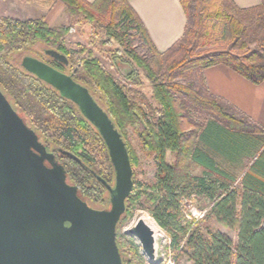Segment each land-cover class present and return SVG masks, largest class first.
Masks as SVG:
<instances>
[{"label":"trees","instance_id":"obj_1","mask_svg":"<svg viewBox=\"0 0 264 264\" xmlns=\"http://www.w3.org/2000/svg\"><path fill=\"white\" fill-rule=\"evenodd\" d=\"M54 1L46 0L45 5ZM59 1L73 23L50 26L42 17L0 16V88L49 149L51 144L55 154H60L56 151L60 148L77 156L79 161L62 155L67 160L62 166L67 182L92 207L105 202L107 189L91 171L114 185L103 139L72 101L25 71L13 56L43 59L44 49L56 50L68 63L53 58L48 63L87 87L108 114L126 145L133 171L132 190L116 226L122 264H135L136 257L120 244V227L133 209L143 206L169 233L172 247L192 264H264V129L211 94L203 77L205 68L224 64L254 84L264 81V32L253 48L247 41L253 23L264 26V0L247 8L232 0H180L186 17L184 32L163 52L156 50L128 0ZM79 22L98 26L94 42L115 41L123 47L125 55L115 54L112 59L126 64L127 82H118L86 45L68 47L66 36ZM97 28L103 29L104 38ZM185 76L193 79L178 81ZM142 77L149 82L148 99L136 88L127 89V84L140 86ZM128 126L155 161L152 184L135 178L137 158ZM167 152L173 161L166 160ZM217 156L225 159L228 168ZM193 166L201 168L200 174H193ZM191 195L209 206L208 217L236 232L235 242L220 230L183 223L180 204Z\"/></svg>","mask_w":264,"mask_h":264},{"label":"water","instance_id":"obj_2","mask_svg":"<svg viewBox=\"0 0 264 264\" xmlns=\"http://www.w3.org/2000/svg\"><path fill=\"white\" fill-rule=\"evenodd\" d=\"M45 54L67 64L54 49ZM20 66L72 101L91 122L108 151L114 185L91 171L110 195V207L94 208L67 182L37 134L12 108L0 90V264H122L116 226L133 186L126 145L108 114L87 87L50 64L24 55ZM63 155L79 161L73 153ZM135 236L148 259L154 257L152 230L142 220L127 231Z\"/></svg>","mask_w":264,"mask_h":264},{"label":"rangeland","instance_id":"obj_3","mask_svg":"<svg viewBox=\"0 0 264 264\" xmlns=\"http://www.w3.org/2000/svg\"><path fill=\"white\" fill-rule=\"evenodd\" d=\"M46 0H0V16H16L22 19L26 18H43L44 22L50 26H57V25H68L70 23H73L75 20L72 19L64 9L62 11L58 6V3H61L59 0H55L51 6L45 5ZM66 12V14H65ZM54 16V18L51 20L50 17ZM263 21V20H262ZM264 22V21H263ZM97 26V25H96ZM96 26L93 27L92 24H86L79 22L74 25V31L69 33L66 36V43L68 47L72 50L76 49V44L81 43L87 46L88 50H91L94 56L100 61L102 67L113 75V77L118 82H127L123 74L127 70L126 64H115L113 63V55L115 54H121L125 55L123 52V47L120 46L117 42L113 41L111 44L102 45L98 42H94L92 36L93 32L96 29ZM98 27V26H97ZM98 34L100 38H104V32L103 29H98ZM264 32V26L260 25V23H253L250 27V30L247 34V41H248V47L253 48L256 44H258L262 38ZM138 41L134 40L133 45L139 50L142 51L140 46L138 45ZM38 49L42 50V46L38 45ZM115 49H118V53L115 52ZM16 61H20L21 55H14L13 56ZM49 57L46 55H43V59L47 60ZM68 72V69L67 71ZM142 84L138 87H132L127 84V89L133 90L137 89L139 93L143 94L147 99L151 95V90L149 86V82L145 80L143 77ZM190 79H193L192 77H180L178 78V81L180 82H186ZM195 82L198 83L197 80L194 79ZM128 94L131 97H134V92L129 91ZM146 111L148 109L146 108ZM194 119H199L197 115L194 116ZM128 137L130 144L134 150V153L137 158V166L135 168V178L139 179L145 183L152 184L155 180V172H156V166L155 161L152 156H149L146 154V152L143 150L141 143L137 137V134L134 132L132 127L128 126L127 129ZM51 149L55 150V146L50 144ZM58 160L62 164H67V160L65 158H62L60 154H56ZM174 157L171 153H166V160L168 162L173 161ZM217 161L224 167L228 168V163L223 160L221 157H216ZM193 174H200L201 168L198 166H193ZM113 184V182H111ZM148 193V192H147ZM103 204H94V208L101 209L102 207H110L109 203V196L107 191L103 193ZM193 205L196 208L199 209H207V212L205 216L202 219H199L195 224L190 223L186 219V215L189 214V206L185 200L181 201L180 204V211L182 213V221L183 223L187 224L188 227L194 228L198 225H201L202 227H207L212 230H220L224 232L227 235H230L232 239L235 237V231L229 230L228 228L224 227L222 224L218 223L213 217H208V211L209 206L201 200L196 199V197L193 198ZM151 213L149 212L148 207H136L133 209L131 215L123 222V224L120 227L119 231V240L120 244L124 246V249L126 252H128V255H132L135 258V264L143 263V258L140 255V252L138 250L137 245L135 244L132 235H129L126 231V229H129L133 225V223L139 219V218H145L146 220L150 221L148 216H150ZM174 252L178 255V264H190L188 259L183 255L182 253L178 252L176 248H174Z\"/></svg>","mask_w":264,"mask_h":264},{"label":"crops","instance_id":"obj_4","mask_svg":"<svg viewBox=\"0 0 264 264\" xmlns=\"http://www.w3.org/2000/svg\"><path fill=\"white\" fill-rule=\"evenodd\" d=\"M232 1L240 8H247L259 4L261 0ZM128 3L157 51H165L182 36L186 17L180 0H128ZM58 6L64 11L62 2ZM53 18L51 15L50 19ZM203 77L211 94L223 98L264 129V81L254 84L224 64L205 68ZM232 241H236V232Z\"/></svg>","mask_w":264,"mask_h":264},{"label":"built area","instance_id":"obj_5","mask_svg":"<svg viewBox=\"0 0 264 264\" xmlns=\"http://www.w3.org/2000/svg\"><path fill=\"white\" fill-rule=\"evenodd\" d=\"M193 198L194 195H191L190 197L184 198L189 206V214L186 215V219L192 223L195 224L199 219H202L207 209H199L196 208L193 205ZM150 221L146 220L145 218H139L142 219L152 230V236H153V246H154V257L153 259H148L145 255L144 251L141 248L139 240L135 236H131L135 242V244L138 247V250L140 252V255L143 258V263L140 264H178V255L174 252V248L172 247L171 242V236L169 233L161 227L153 218L152 215L148 216ZM137 219L133 225H130L131 227L136 224V222L139 220ZM128 229H126L125 232H127Z\"/></svg>","mask_w":264,"mask_h":264},{"label":"flooded vegetation","instance_id":"obj_6","mask_svg":"<svg viewBox=\"0 0 264 264\" xmlns=\"http://www.w3.org/2000/svg\"><path fill=\"white\" fill-rule=\"evenodd\" d=\"M44 53H45V49H44ZM46 55H47V54H46ZM22 56H24V55H21V58H22ZM47 56H48V55H47ZM48 57L51 58L50 56H48ZM20 60H21V59H20ZM40 60H42V61L48 63V61L45 60V59H40ZM17 62L20 64V61H17ZM48 64H49V63H48ZM67 74H68V73H67ZM41 81H42V80H41ZM0 90L2 91L1 88H0ZM2 92H3V94L6 96V94L4 93V91H2ZM6 98H7V100L9 101V103L11 104L12 108L16 111V113H17L21 118H23V120H24L25 123L28 125V127H30V128H31V129L37 134L35 128L32 126V124L30 123V121H29L28 119H26V117H25L23 114L20 113L19 109H18V108L12 103V101H11L7 96H6ZM37 136H38V134H37ZM38 140L41 142V144H42L43 147L45 148L46 152H48V153H52L53 156H54L53 161H51V160H49V159H45V160H44L45 164H46L47 166H50V167L53 166V163H54V164H57V165L60 164V165L62 166V163L60 162V160H58V158H57L55 152H54L53 150H50V149L48 148L49 146H48L46 143H43L39 136H38ZM56 151L59 152V148H57ZM59 153H60V152H59ZM60 154H61V153H60ZM61 155H63V154H61ZM110 185H111V184H110ZM112 186H113V185H112ZM108 196H109V203H110V195H109V192H108ZM108 208H109V207H108Z\"/></svg>","mask_w":264,"mask_h":264}]
</instances>
